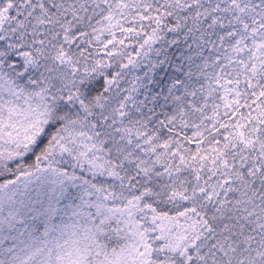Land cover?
<instances>
[{"label": "snow or ice", "instance_id": "6c2138e0", "mask_svg": "<svg viewBox=\"0 0 264 264\" xmlns=\"http://www.w3.org/2000/svg\"><path fill=\"white\" fill-rule=\"evenodd\" d=\"M0 264H264V0H0Z\"/></svg>", "mask_w": 264, "mask_h": 264}]
</instances>
